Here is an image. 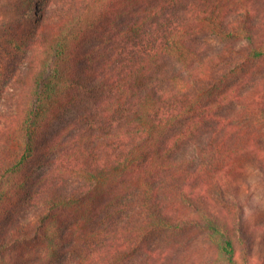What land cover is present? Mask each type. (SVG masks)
<instances>
[{
	"label": "trees",
	"instance_id": "16d2710c",
	"mask_svg": "<svg viewBox=\"0 0 264 264\" xmlns=\"http://www.w3.org/2000/svg\"><path fill=\"white\" fill-rule=\"evenodd\" d=\"M257 2L28 0L22 38L1 17L29 88L0 132L13 144L0 155V264H196L197 230L215 260L249 264L209 192L223 196L247 151L244 114L264 117L227 85L241 63L224 65L226 43L249 46L239 61L264 56ZM31 159L32 217L16 218L10 180ZM31 243L32 258L7 257Z\"/></svg>",
	"mask_w": 264,
	"mask_h": 264
},
{
	"label": "rangeland",
	"instance_id": "374dc122",
	"mask_svg": "<svg viewBox=\"0 0 264 264\" xmlns=\"http://www.w3.org/2000/svg\"><path fill=\"white\" fill-rule=\"evenodd\" d=\"M28 0H0V20L5 19L6 33L8 35H17L22 38L25 30H29L34 20L24 17L25 10L28 9ZM9 4V5H8ZM37 2L32 6L38 7ZM257 7L259 15H264V0H258ZM33 8V9H34ZM260 16V17H261ZM16 32V33H15ZM2 35V34H0ZM258 42L264 43V30L258 36ZM233 60L226 61L224 65H232L233 62L241 63L239 71L232 75L228 86H239L241 93H248V97L255 99V102L261 107L264 113V56L256 60H247L249 46L245 41L226 43ZM28 68L27 56L18 52L13 47H8L4 38L0 37V132L5 126L13 127L14 123L6 121L8 117L19 115L25 109L26 95L28 86L26 85V73ZM250 93V94H249ZM260 113H256V116ZM240 120L245 127V133L240 141L242 147L247 151L240 157L236 172L226 176L223 182L224 194L219 196L217 190L211 189L209 192L212 214L225 223L235 241L237 249V259H242L243 254L249 256V264H264V117L255 116L247 118L248 112ZM67 114L58 127H64ZM13 123V124H12ZM57 130V129H56ZM251 135V136H249ZM1 136V135H0ZM44 140H47L45 137ZM7 143V142H6ZM13 144L0 145V155L8 153ZM249 147V148H246ZM40 173L38 162H32V159L22 170L17 172L10 180V188L13 189L12 212L16 218L28 219L32 217V186L35 175ZM205 233L197 230L189 235L193 238L192 250L199 254V262L196 264H205L203 261L212 259L213 264H223L214 258L213 249L207 248L204 240ZM185 237L184 239H188ZM1 241V238H0ZM25 246L21 249L8 250L7 257L14 260L19 256L28 253L32 258L31 252Z\"/></svg>",
	"mask_w": 264,
	"mask_h": 264
}]
</instances>
